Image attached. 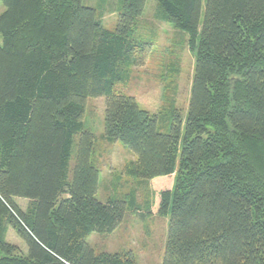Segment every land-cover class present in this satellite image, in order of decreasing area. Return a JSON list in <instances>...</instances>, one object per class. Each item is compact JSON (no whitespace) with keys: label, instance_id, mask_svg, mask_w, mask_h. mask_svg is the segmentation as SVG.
Masks as SVG:
<instances>
[{"label":"trees","instance_id":"trees-1","mask_svg":"<svg viewBox=\"0 0 264 264\" xmlns=\"http://www.w3.org/2000/svg\"><path fill=\"white\" fill-rule=\"evenodd\" d=\"M1 1L0 264H136L88 241L139 209L138 188L97 197L84 118L98 97L104 136L133 153L125 175L151 183L145 211L169 216L162 264H264V0H207L203 18V0H156L196 53L187 115L172 103L162 122L120 88L154 47L137 30L148 0H119L114 30L107 3Z\"/></svg>","mask_w":264,"mask_h":264},{"label":"rangeland","instance_id":"rangeland-1","mask_svg":"<svg viewBox=\"0 0 264 264\" xmlns=\"http://www.w3.org/2000/svg\"><path fill=\"white\" fill-rule=\"evenodd\" d=\"M83 2L92 7H100L107 3L103 10V24L110 30L116 28L119 0ZM206 2L207 0H203L202 18ZM158 6L156 0H148L144 14L138 20V35L147 36L154 42L151 55L144 66L133 68L130 80L120 88L124 93L135 96L142 108L158 113L162 122L168 114V112L162 114V110L170 107L172 103L183 119L187 115L196 67V53L190 49L189 35L186 32L157 18ZM4 10L5 6L0 0V14ZM2 43L3 37L0 35V44ZM105 108L104 97L89 98L84 118L86 129L95 134L92 161L100 170L97 197L105 201L112 194L121 197L127 195L132 188H138L139 209L128 212L123 223L114 232L92 233L88 241L98 251L132 252L136 264H162L167 245L169 216H151L145 211L143 203L151 183L144 180L137 187L136 178L125 175L124 169L134 156L124 143L110 141L104 136ZM74 164L73 160L71 166ZM15 199L23 209L28 208L29 199L19 197ZM6 240L18 246L22 253H27L26 242L10 225L6 230Z\"/></svg>","mask_w":264,"mask_h":264}]
</instances>
